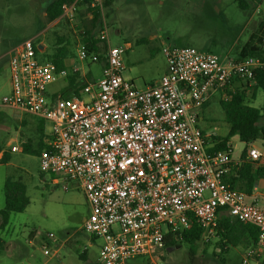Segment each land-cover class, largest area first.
<instances>
[{
  "label": "built area",
  "instance_id": "1",
  "mask_svg": "<svg viewBox=\"0 0 264 264\" xmlns=\"http://www.w3.org/2000/svg\"><path fill=\"white\" fill-rule=\"evenodd\" d=\"M104 7V0H71L55 20L72 33L80 62L103 63L101 78H89L90 71L82 78L87 99L50 95V84L80 74L82 67L60 68L42 59L40 34L9 52L11 92L3 98L4 106L51 123L41 170L51 173L55 184L70 180L83 190L90 206L84 229L101 239L98 264L153 256L165 249L168 234L181 235L194 223L204 229L203 237L215 235L221 214L258 229L257 243L247 248L243 264L262 260L264 205L257 198L249 201L250 195L227 178L245 161L264 167V139L261 145L247 144L245 157L234 162L232 149H213L220 134L201 129L199 117L213 95L220 93L227 101L237 90L248 91L264 60L169 45L163 48L166 73L139 89L124 77L129 46L111 45ZM88 8L101 14V50L91 44L82 23L81 13Z\"/></svg>",
  "mask_w": 264,
  "mask_h": 264
},
{
  "label": "rangeland",
  "instance_id": "2",
  "mask_svg": "<svg viewBox=\"0 0 264 264\" xmlns=\"http://www.w3.org/2000/svg\"><path fill=\"white\" fill-rule=\"evenodd\" d=\"M246 1L247 9L241 8L238 0H114L104 7V19L111 45L129 46L124 77L133 79L139 89L161 79L167 68L163 48L169 45H189L222 58L236 57L250 35L258 33L264 55V0ZM47 4L48 0H0V148L8 154L7 161L3 154L0 157V210L5 206L8 178L23 182L29 197L26 209L12 212L8 224L0 226V264H90L98 257L101 244L100 238L84 229L90 206L83 190L70 180L60 179L55 184L54 176L41 170L40 156L22 149L23 142L37 135L41 118L3 105V98L11 92L9 51L16 43L40 34L37 39L47 43L46 53H52L59 38L72 37L62 22H48L44 12ZM86 12L82 11L84 19L88 18ZM72 54L67 61L81 66V74L91 71L90 77L101 78L102 64L80 62L74 48ZM66 86V80L61 79L50 84L48 92L65 94ZM252 92L250 87L247 101L262 110L263 124L264 88H257L255 98ZM81 96L87 99L82 92ZM220 101L217 93L201 109L199 127L227 136L229 125ZM44 122L49 133L51 123ZM230 141L233 159L240 160L247 144L238 135ZM13 145L21 149L13 152ZM257 186L264 193V178ZM259 204L264 205V196ZM245 247L239 244L225 251L217 236L208 235L202 237L195 254L183 242L127 264H243ZM85 250L88 259L83 257ZM248 264L263 263L250 260Z\"/></svg>",
  "mask_w": 264,
  "mask_h": 264
},
{
  "label": "trees",
  "instance_id": "3",
  "mask_svg": "<svg viewBox=\"0 0 264 264\" xmlns=\"http://www.w3.org/2000/svg\"><path fill=\"white\" fill-rule=\"evenodd\" d=\"M70 1L71 0H48V4L44 7L45 17L48 22L57 20L61 15L62 5ZM113 1L114 0H104V6L107 7L111 5ZM238 2L241 8H248L246 0H238ZM87 12H89L91 16L84 19L81 13L82 23L88 29L89 41L91 44L95 45L97 50H101L103 45L97 40L99 31L98 24L101 16L100 11L98 8H88ZM260 41H262L260 34L252 33L241 47L236 57L244 58L252 56L264 60V55L259 46L261 43ZM176 45L183 46L182 44ZM54 48L52 53L43 54L42 59L54 62L60 68L64 67L66 59L73 55L72 40L70 38L65 39L61 37ZM67 80L69 81L68 89L73 88L76 94L80 95L83 89V80L80 79L78 75H72ZM259 87L264 88V69L256 72L255 84L251 87L253 89V98H255L256 90ZM69 94L68 92L64 96H68ZM247 99L248 95L246 90H237L231 93V98L229 100L220 101L225 114V120L229 125V131L227 136L218 135L214 138L213 149H232L230 138L234 135H238L240 140L246 144L264 139V123H261L263 118L262 110L248 103ZM44 123V120L40 119L37 127V135L35 134L36 136L34 137L31 136L28 138L27 142H23L22 149L24 152L41 156L45 151L49 150L51 135L46 132ZM1 151L2 149L0 148V152ZM245 152L246 149L243 151L241 158L245 157ZM4 153L5 152H3V159L7 161L8 154ZM261 178H264V167L245 161L241 166L234 168V173L228 176L227 181L231 183L233 188L251 195L257 181ZM5 196V206L0 210L1 227H5L8 224L12 212H22L29 204L27 187L21 181L8 178L5 183ZM203 234L204 229L201 225L194 223L190 229L184 230L181 235L175 234V236L172 233L168 234L165 240V248L169 249L186 242L190 245V252L195 254ZM215 236L219 238L220 246L226 251L230 246H237L239 244H245L246 246L255 245L258 239V229L252 224H246L232 219L226 214H221ZM207 241H209V239ZM253 260L258 262L261 259L255 257ZM260 263L264 264V258Z\"/></svg>",
  "mask_w": 264,
  "mask_h": 264
},
{
  "label": "crops",
  "instance_id": "4",
  "mask_svg": "<svg viewBox=\"0 0 264 264\" xmlns=\"http://www.w3.org/2000/svg\"><path fill=\"white\" fill-rule=\"evenodd\" d=\"M71 40H72V43H73V38L71 37ZM20 42V41H19ZM17 44V43H16ZM15 44V45H16ZM14 45V46H15ZM40 45H41V49H43L45 52L47 51V48H48V45H47V43L46 42H44L43 40H41V42H40ZM13 46V47H14ZM12 47V48H13ZM10 52V51H9ZM65 64L66 65H68V66H72V65H74V64H69L68 63V61H67V59H66V61H65ZM100 64H102V66H103V63H100ZM103 68V67H102ZM167 68H168V64H167ZM167 68H166V70H165V73H166V71H167ZM91 73V71L89 72V74ZM164 73V74H165ZM89 74H87V76L90 78V75ZM85 74H81V72H80V74H78V76H79V78H83V79H85V76H84ZM91 77H93V76H91ZM160 80V79H159ZM158 80V81H159ZM68 80H66V83H67V86H66V90H65V94H63V93H58V94H60V95H66V93H70L68 96H72V95H74V94H76V92L74 91V89L73 88H69L68 89ZM157 82V81H156ZM155 83V82H154ZM80 95H81V92H80ZM2 154H3V151H1L0 152V157L2 156ZM233 157V156H232ZM241 159V158H240ZM234 160V159H233ZM237 161H239V160H234V162H237ZM261 179H263V178H261ZM257 184H258V181H257V183H256V186L254 187V189H253V191H252V193H251V195H250V197L251 198H257L258 200H260V198L261 197H263L264 195V193L263 192H259V189H258V186H257ZM85 220H86V218H85ZM85 220H84V223H85ZM92 240V239H91ZM94 240V239H93ZM244 246H246L245 244H243ZM249 246H246L245 248H248ZM87 250V249H86ZM84 251L85 253H83V257L85 258V259H88V252L87 251ZM246 250V249H245ZM57 252H58V249L57 250H55L54 251V255L55 254H57ZM99 252H100V245H99ZM98 260H99V253H98V257L94 260V261H91L90 262V264H98ZM256 261V260H255ZM260 262H261V260H259ZM258 261V263H260Z\"/></svg>",
  "mask_w": 264,
  "mask_h": 264
},
{
  "label": "water",
  "instance_id": "5",
  "mask_svg": "<svg viewBox=\"0 0 264 264\" xmlns=\"http://www.w3.org/2000/svg\"><path fill=\"white\" fill-rule=\"evenodd\" d=\"M39 47L41 48V45Z\"/></svg>",
  "mask_w": 264,
  "mask_h": 264
}]
</instances>
